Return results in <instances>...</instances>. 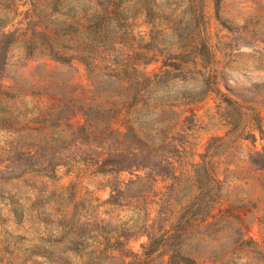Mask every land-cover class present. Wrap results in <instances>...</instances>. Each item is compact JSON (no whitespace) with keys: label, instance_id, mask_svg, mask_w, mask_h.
Listing matches in <instances>:
<instances>
[{"label":"rangeland","instance_id":"rangeland-1","mask_svg":"<svg viewBox=\"0 0 264 264\" xmlns=\"http://www.w3.org/2000/svg\"><path fill=\"white\" fill-rule=\"evenodd\" d=\"M5 44L0 264H264V0H0ZM127 125L150 168L96 171Z\"/></svg>","mask_w":264,"mask_h":264},{"label":"trees","instance_id":"trees-1","mask_svg":"<svg viewBox=\"0 0 264 264\" xmlns=\"http://www.w3.org/2000/svg\"><path fill=\"white\" fill-rule=\"evenodd\" d=\"M3 33L2 35H4ZM0 55L1 58L3 56V60H1V63H4V57L6 55V44L3 46V48L0 47ZM54 57L56 60L61 62H70V57L64 54L55 53ZM3 69V65L1 64L0 71ZM90 110H96L92 107H88ZM98 111V110H96ZM87 119V115L85 116ZM257 117L256 120L254 118V121L257 125ZM257 129L263 135V132L260 128V126L257 125ZM121 140L128 146V150L123 149H117L112 150L109 148V150L105 151L103 154H101L100 158L96 162V171L102 172V173H118L122 171H134L139 172L142 169H149V157H150V148L151 146L147 143V141H144L142 137L137 135L131 125H127L126 129L123 133L118 134ZM264 139V136H262ZM207 152V151H206ZM251 163L259 168L264 169V144L262 146V151L256 152L255 154L251 155ZM55 167V165H54ZM153 169V168H152ZM155 169V168H154ZM137 175V174H136ZM151 175L153 177H156L157 175H161L160 170H152ZM111 192H110V200L113 202L118 201V196L116 193H119V188L116 186V184L111 183L110 184ZM116 192V193H115ZM179 222H176L174 225V228H172L170 231L165 232L167 236H172V234L176 233L177 227ZM165 234L161 235L164 236ZM149 241L147 244L143 246V252L140 255H137L135 253L130 252L127 254V252H122L121 256L123 258L121 264H140L143 262V260H148V258L151 257V255L155 253H161L163 255H167V264H196L195 260L181 254L174 248V246H171V244L164 243L163 248H159L160 242L157 241L153 245V239L149 234L147 235ZM116 241H119L116 239ZM119 245V242H117ZM162 243V242H161ZM168 245V246H165ZM167 247V248H165ZM125 249V248H124ZM127 257H133L131 261H125V258Z\"/></svg>","mask_w":264,"mask_h":264}]
</instances>
